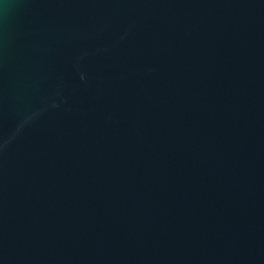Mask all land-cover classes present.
<instances>
[{"label":"water","instance_id":"1","mask_svg":"<svg viewBox=\"0 0 264 264\" xmlns=\"http://www.w3.org/2000/svg\"><path fill=\"white\" fill-rule=\"evenodd\" d=\"M0 264H264V0H0Z\"/></svg>","mask_w":264,"mask_h":264}]
</instances>
